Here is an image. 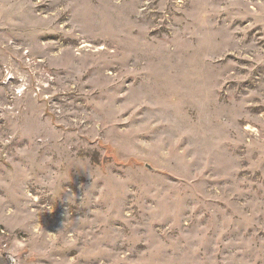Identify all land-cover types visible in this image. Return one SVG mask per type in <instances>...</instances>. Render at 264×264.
<instances>
[{"label":"rangeland","instance_id":"obj_1","mask_svg":"<svg viewBox=\"0 0 264 264\" xmlns=\"http://www.w3.org/2000/svg\"><path fill=\"white\" fill-rule=\"evenodd\" d=\"M0 264H264V0H0Z\"/></svg>","mask_w":264,"mask_h":264}]
</instances>
